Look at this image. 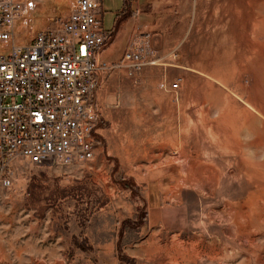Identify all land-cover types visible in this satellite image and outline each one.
<instances>
[{
	"label": "rangeland",
	"instance_id": "374dc122",
	"mask_svg": "<svg viewBox=\"0 0 264 264\" xmlns=\"http://www.w3.org/2000/svg\"><path fill=\"white\" fill-rule=\"evenodd\" d=\"M19 1L27 11L15 24L13 44L24 46L39 32L56 30L77 0ZM244 1L140 0L137 43L129 52L139 53V68L130 63L122 72L113 68L94 94V159L66 167L17 159L12 187L0 188V264H264V210L250 234L243 233L244 222L237 227L233 218L212 216L234 213L228 204L244 203L250 189L225 183L209 197L169 184L178 178L166 158L176 151L164 145L184 128L182 113L192 89L190 107H202L199 90L212 83L207 72L213 57L219 72H245L240 61L251 55L245 52L248 29L241 25L253 11ZM260 1L257 12L264 8ZM117 6L121 0H103L106 26L109 7ZM261 15L254 38L259 44ZM8 48L0 45V51ZM244 78L247 82L250 74ZM175 83L179 89L171 91ZM228 86L215 83L241 111L242 90ZM191 132L194 151L198 129ZM160 149L167 153L164 164L157 162Z\"/></svg>",
	"mask_w": 264,
	"mask_h": 264
},
{
	"label": "built area",
	"instance_id": "2783aa9c",
	"mask_svg": "<svg viewBox=\"0 0 264 264\" xmlns=\"http://www.w3.org/2000/svg\"><path fill=\"white\" fill-rule=\"evenodd\" d=\"M33 5L30 3L29 8ZM56 30L39 32L27 45L13 33L25 9L0 0V188L13 185V165L70 166L94 159L98 108L94 94L115 65L97 61L110 34L102 24L101 0H77ZM139 53L124 60L139 68ZM179 84L171 86L177 91Z\"/></svg>",
	"mask_w": 264,
	"mask_h": 264
},
{
	"label": "bare ground",
	"instance_id": "6f19581e",
	"mask_svg": "<svg viewBox=\"0 0 264 264\" xmlns=\"http://www.w3.org/2000/svg\"><path fill=\"white\" fill-rule=\"evenodd\" d=\"M260 2V0L244 1L245 7L253 11L251 17L249 19L245 17L241 25L248 29L245 52L251 55V60L241 59L240 61L241 69L245 72L232 74L228 69H225L227 72H219L220 70L216 69L218 58L213 57L209 61L211 71L207 72L212 83L209 81L203 84L199 90L202 107L196 111L190 107V102L196 93V90L192 89L182 113L185 119L184 128H180L179 133L170 140L167 139L168 141L164 144L169 145L176 153H170L171 155L166 158V150L160 149L157 156L158 164H164V160L169 159L173 168L176 169L173 178L175 176L178 179L168 181L169 184L173 182L182 188H193L209 197H213L215 192L220 191L225 183L246 185L250 189L246 201L235 205L228 204V207L235 210L234 213L223 210L214 211L212 215L219 221L233 218L237 227L244 222V234L253 232L252 224L260 221V215L264 210V43L254 42L259 29V20H262L261 13L264 12V8L261 9L262 12L259 8L258 12L255 9ZM241 13L243 12L239 11L240 15ZM248 14L249 12L246 15ZM237 20H239L238 16ZM241 26L237 30H242ZM233 36L238 37L237 34ZM240 36L241 34L238 38H241ZM244 73L250 74L247 82ZM231 82L242 90L240 98L246 107L241 111L232 107L230 96L223 97L219 89L215 87V83L229 87ZM163 87L166 88L165 85ZM192 128L196 132L198 129L194 151L190 146ZM226 232L230 234V228Z\"/></svg>",
	"mask_w": 264,
	"mask_h": 264
},
{
	"label": "crops",
	"instance_id": "0c3cea01",
	"mask_svg": "<svg viewBox=\"0 0 264 264\" xmlns=\"http://www.w3.org/2000/svg\"><path fill=\"white\" fill-rule=\"evenodd\" d=\"M139 4L140 0H130V2L121 0V7H109L108 12L112 18L109 20L108 26L104 23L105 16L102 12L103 29L110 34V38L105 47L99 51L97 61L117 66L118 72H122L126 68L127 62L124 57L133 51L137 43L135 38L140 26ZM101 8H103V0H101ZM128 12L131 13L129 16L127 15Z\"/></svg>",
	"mask_w": 264,
	"mask_h": 264
}]
</instances>
